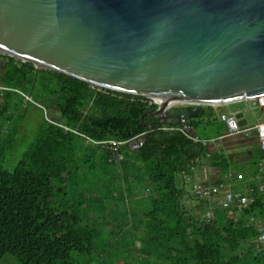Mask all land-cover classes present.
Listing matches in <instances>:
<instances>
[{"label": "trees", "instance_id": "obj_1", "mask_svg": "<svg viewBox=\"0 0 264 264\" xmlns=\"http://www.w3.org/2000/svg\"><path fill=\"white\" fill-rule=\"evenodd\" d=\"M150 100L93 90L0 53V262L9 255L19 264H264V193L254 189L253 203L232 210L199 198L188 208L181 175L190 162L207 158L223 172L227 164L187 134L160 129ZM204 107L188 117L190 129L216 121ZM30 117L38 120L35 140L6 168L1 159ZM141 134L140 147L121 146L122 159L95 143Z\"/></svg>", "mask_w": 264, "mask_h": 264}, {"label": "water", "instance_id": "obj_2", "mask_svg": "<svg viewBox=\"0 0 264 264\" xmlns=\"http://www.w3.org/2000/svg\"><path fill=\"white\" fill-rule=\"evenodd\" d=\"M0 53L154 99L156 123L178 124L264 96V0H0Z\"/></svg>", "mask_w": 264, "mask_h": 264}, {"label": "crops", "instance_id": "obj_3", "mask_svg": "<svg viewBox=\"0 0 264 264\" xmlns=\"http://www.w3.org/2000/svg\"><path fill=\"white\" fill-rule=\"evenodd\" d=\"M210 106L214 112L212 119L216 118V121L209 122L207 117L203 118L202 124L192 126L190 133L197 134L201 138L215 139L209 149L211 153L221 154L222 160H225L224 162L227 164V171L223 172L221 168L212 165L207 158L203 157L190 162L188 173L181 175L183 186L187 192L183 201L190 209L198 199L193 192V186L198 182H223L231 191L248 195L254 189H258L259 184L262 182L259 164L264 158V150L259 145L255 129L241 134L227 135V124L221 120V114L223 113L235 114L241 111L247 120V125H244V127L250 128L262 119L260 108L255 105L254 100H241ZM188 122L190 124V120ZM207 127H210V130H205ZM201 130L210 131L213 134L202 136ZM225 136L227 137L224 138ZM206 149L208 152L209 149Z\"/></svg>", "mask_w": 264, "mask_h": 264}, {"label": "built area", "instance_id": "obj_4", "mask_svg": "<svg viewBox=\"0 0 264 264\" xmlns=\"http://www.w3.org/2000/svg\"><path fill=\"white\" fill-rule=\"evenodd\" d=\"M91 89L98 90L100 87L91 85ZM25 99L27 101L31 100L28 95H25ZM151 99V98H150ZM255 105L260 108L262 111V119L253 127H244L240 126L238 123V118L235 114H221V120H223L227 124V135L233 134H241L251 129H255L257 138L259 141V145L262 150H264V96L253 99ZM158 103L151 99L149 104ZM160 129L169 130V131H179L187 134L192 141L197 145L205 146L209 149V146L215 141V139L201 138L199 135H194L190 133V124L188 122V118L186 116H181L180 122L178 124H168L161 125ZM144 135H138L134 138L126 141H115V140H105V141H96L97 145H100L102 148L110 149L116 159H122L123 156L118 152L121 146L129 145L132 148H138L142 145V141H140V137ZM211 153L210 149L208 154ZM259 170L261 173L262 182L259 184V191L264 193V158L261 160L259 164ZM193 192L196 198L205 199L216 203L218 206H222L227 209H234L237 207H246L249 204L255 201V198L250 194H241L235 193L231 191L227 185L223 182L219 183H209V182H198L193 186ZM213 215V210L210 208L207 210L205 216L207 220H210ZM258 230L260 232L259 240L264 243V224L260 221L258 222Z\"/></svg>", "mask_w": 264, "mask_h": 264}, {"label": "rangeland", "instance_id": "obj_5", "mask_svg": "<svg viewBox=\"0 0 264 264\" xmlns=\"http://www.w3.org/2000/svg\"><path fill=\"white\" fill-rule=\"evenodd\" d=\"M34 116L36 114L40 115L41 111L40 110H35L32 109ZM49 110V111H48ZM47 110V115L50 117L49 113L54 112L53 109H48ZM38 120L33 119V118H28L27 123H25L22 127V130L26 128L27 124V132L24 131H17L16 130V138L13 139V144L9 148V150L6 152V154L3 156L2 163L4 167L12 169L16 163L18 162L20 156L28 149V147L31 146L32 142L35 140V135L38 131ZM210 127H207L205 130H210ZM213 132L210 131H204L201 130V135L202 136H207L211 135ZM0 264H19L13 257L7 255Z\"/></svg>", "mask_w": 264, "mask_h": 264}]
</instances>
